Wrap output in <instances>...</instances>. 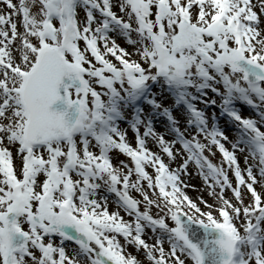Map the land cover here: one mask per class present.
I'll list each match as a JSON object with an SVG mask.
<instances>
[{
	"label": "snow or ice",
	"instance_id": "6c2138e0",
	"mask_svg": "<svg viewBox=\"0 0 264 264\" xmlns=\"http://www.w3.org/2000/svg\"><path fill=\"white\" fill-rule=\"evenodd\" d=\"M205 81L256 110L229 113L235 140L105 127L150 85ZM261 107L264 0H0V264H264Z\"/></svg>",
	"mask_w": 264,
	"mask_h": 264
},
{
	"label": "rangeland",
	"instance_id": "374dc122",
	"mask_svg": "<svg viewBox=\"0 0 264 264\" xmlns=\"http://www.w3.org/2000/svg\"><path fill=\"white\" fill-rule=\"evenodd\" d=\"M93 13L96 14L95 10ZM109 35L112 36L114 33ZM117 42L126 44L122 36L117 37ZM194 110L199 115L194 114ZM231 111L245 116L249 113L256 116V110L239 100L229 105H222L221 97L217 95L210 81L198 83L195 86H185L179 90L167 86L161 89L150 85L140 94L120 100L116 110L107 113L112 118L106 120L105 127L126 132L129 137L139 135L146 141L164 136L166 140L175 142L176 148H180L183 143L190 142L193 135L199 137L201 143H205L201 130L203 134L223 132L231 140H235L240 133L237 122L229 115ZM259 111L261 115H264V107H261ZM145 133L155 135L146 136ZM205 155H208L207 150ZM186 159L187 154L182 152L175 158L172 167H178ZM219 159L217 154L213 162L218 163ZM120 160H127V158L121 155ZM114 163L118 162L114 161ZM188 171L191 173L188 177L190 184L199 190L201 187L200 192L203 190L206 196L203 178L194 172L195 165L189 163ZM194 193L198 194L195 190L189 192L190 195ZM102 194L107 195L110 201L116 199L115 193L103 192ZM69 244L70 247H75L74 244L70 242Z\"/></svg>",
	"mask_w": 264,
	"mask_h": 264
},
{
	"label": "bare ground",
	"instance_id": "6f19581e",
	"mask_svg": "<svg viewBox=\"0 0 264 264\" xmlns=\"http://www.w3.org/2000/svg\"><path fill=\"white\" fill-rule=\"evenodd\" d=\"M194 172H196L197 175H199L198 172H197V169H196V171H194ZM188 177H189V176H185L184 179H185L186 182H188V183L190 184V180H189ZM199 188H200V190H201V187H199ZM190 191H194V190L190 189L189 192H190ZM202 192H203V190H202ZM192 195L195 197L197 194L194 193V194H192Z\"/></svg>",
	"mask_w": 264,
	"mask_h": 264
},
{
	"label": "water",
	"instance_id": "95a60500",
	"mask_svg": "<svg viewBox=\"0 0 264 264\" xmlns=\"http://www.w3.org/2000/svg\"><path fill=\"white\" fill-rule=\"evenodd\" d=\"M71 243V242H70Z\"/></svg>",
	"mask_w": 264,
	"mask_h": 264
}]
</instances>
